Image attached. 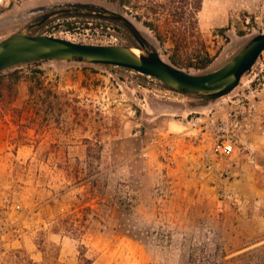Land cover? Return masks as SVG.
<instances>
[{
  "label": "rangeland",
  "instance_id": "rangeland-1",
  "mask_svg": "<svg viewBox=\"0 0 264 264\" xmlns=\"http://www.w3.org/2000/svg\"><path fill=\"white\" fill-rule=\"evenodd\" d=\"M65 2L124 14L170 60L171 44L162 46L144 21L158 18L180 36L184 21L174 15L181 17L189 1L0 0V41ZM39 6L47 9L29 12ZM198 20L213 61L190 72L207 73L264 32V0H202ZM29 34L139 45L125 23L87 11L57 13ZM222 100L192 98L157 78L107 64L37 60L1 70L0 133L7 147L0 152V186L20 211L13 216L16 230L0 247V264L28 258L42 263L43 250L51 262L84 264L82 244L89 264H263L247 255L264 246V134L258 120L234 159L220 166L223 176L195 171L188 162L198 144L183 134L187 114L229 110L232 103ZM256 105L263 119L264 96ZM162 132L177 134L180 152L188 145L192 153L173 166L163 163L149 143ZM69 214L83 221L77 237L67 231Z\"/></svg>",
  "mask_w": 264,
  "mask_h": 264
},
{
  "label": "water",
  "instance_id": "water-1",
  "mask_svg": "<svg viewBox=\"0 0 264 264\" xmlns=\"http://www.w3.org/2000/svg\"><path fill=\"white\" fill-rule=\"evenodd\" d=\"M56 10L46 13L0 41V71L8 67L37 60H67L121 66L159 79L169 88L198 99H216L235 89L242 76L251 70L264 52V32L254 35L240 51L222 67L207 73H192L165 60L159 50L144 37L135 24L124 14L103 6L65 2L53 5ZM66 7V8H63ZM47 7L39 6L29 12H39ZM97 13L99 16L125 23L139 45H101L76 42L53 35H31L29 31L52 15L61 12ZM139 49V53L134 51Z\"/></svg>",
  "mask_w": 264,
  "mask_h": 264
},
{
  "label": "built area",
  "instance_id": "built-area-1",
  "mask_svg": "<svg viewBox=\"0 0 264 264\" xmlns=\"http://www.w3.org/2000/svg\"><path fill=\"white\" fill-rule=\"evenodd\" d=\"M264 52L259 56L251 70L246 72L239 85L229 94L222 96L221 103H232L231 108L222 112L214 107L202 110H191L186 118V140L198 144L196 156L188 158L190 166L195 171L205 170L207 174L216 172L223 176L220 166L228 160L234 159L239 143L248 134L252 121L258 120L259 130L264 134V113L263 119H258L257 102L264 96V60L260 62ZM248 77L245 79V75ZM238 92L234 93L236 89ZM234 93V94H233ZM220 105V104H218ZM224 108V107H223ZM197 130V134H190V130ZM209 136L210 144L203 146L202 141L205 135ZM194 136V139H193ZM158 150L163 163L173 166L180 156L192 153L188 145L180 152V138L173 132L160 133L152 136L149 142ZM202 146V147H201ZM192 156V154H190ZM231 198V194H223ZM20 211L15 203L12 193L5 187L0 186V247L5 246L14 228V214Z\"/></svg>",
  "mask_w": 264,
  "mask_h": 264
},
{
  "label": "trees",
  "instance_id": "trees-1",
  "mask_svg": "<svg viewBox=\"0 0 264 264\" xmlns=\"http://www.w3.org/2000/svg\"><path fill=\"white\" fill-rule=\"evenodd\" d=\"M188 1V9L184 11V14L181 17L176 14L174 15V19H176L175 21H184L182 35L176 36L170 34V31L158 22V18L145 20L144 23L153 30L157 40L162 46L167 43L171 44L169 59L174 65L187 71H190L191 69L204 70L213 61V56L208 50L207 43L203 38L199 26L198 13L202 7V0ZM224 30L225 29H221L220 31L224 32ZM68 218H72L73 223L71 226H67V231L73 236H79L83 227L82 219L77 214H69V217L64 219L66 225H68ZM81 247V261L84 264H89L90 259L87 258L85 252H83L85 245L82 244ZM43 252L45 256L42 263H37L31 258H28L25 260L24 264H69L62 262L59 258H57L56 261L51 262L48 260L46 252L44 250ZM247 255H249V259L257 256L260 259V262L264 264V246L259 253L253 254L252 256L250 254ZM13 264H20V262L15 260Z\"/></svg>",
  "mask_w": 264,
  "mask_h": 264
},
{
  "label": "crops",
  "instance_id": "crops-1",
  "mask_svg": "<svg viewBox=\"0 0 264 264\" xmlns=\"http://www.w3.org/2000/svg\"><path fill=\"white\" fill-rule=\"evenodd\" d=\"M5 142L2 139V134L0 133V152H3L6 149Z\"/></svg>",
  "mask_w": 264,
  "mask_h": 264
},
{
  "label": "bare ground",
  "instance_id": "bare-ground-1",
  "mask_svg": "<svg viewBox=\"0 0 264 264\" xmlns=\"http://www.w3.org/2000/svg\"><path fill=\"white\" fill-rule=\"evenodd\" d=\"M134 51H135L136 53H139V52H140L139 49H137V48H134Z\"/></svg>",
  "mask_w": 264,
  "mask_h": 264
},
{
  "label": "flooded vegetation",
  "instance_id": "flooded-vegetation-1",
  "mask_svg": "<svg viewBox=\"0 0 264 264\" xmlns=\"http://www.w3.org/2000/svg\"><path fill=\"white\" fill-rule=\"evenodd\" d=\"M41 17H43V16H41Z\"/></svg>",
  "mask_w": 264,
  "mask_h": 264
}]
</instances>
